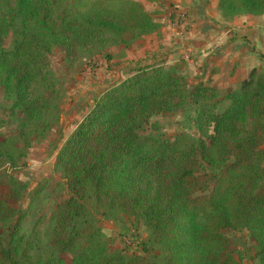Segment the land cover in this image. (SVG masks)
<instances>
[{
    "label": "trees",
    "instance_id": "trees-1",
    "mask_svg": "<svg viewBox=\"0 0 264 264\" xmlns=\"http://www.w3.org/2000/svg\"><path fill=\"white\" fill-rule=\"evenodd\" d=\"M0 8V88L14 95L17 126L16 136L0 139V159L10 164L15 145L28 147L57 118L61 97L47 61L54 48L67 59L92 56L159 30L128 0H0ZM218 10L226 20L264 15V0H219ZM256 72L222 101L213 87L189 90L181 72L157 65L106 90L57 155V187L68 199L54 218L50 250L33 257L23 217L0 190V264H150L112 250L89 220L91 205L141 221L163 264H241L229 230H246L264 264V71ZM185 103L195 107L189 120L198 139L179 145L140 134L150 118ZM9 199L18 193L11 189Z\"/></svg>",
    "mask_w": 264,
    "mask_h": 264
},
{
    "label": "rangeland",
    "instance_id": "rangeland-1",
    "mask_svg": "<svg viewBox=\"0 0 264 264\" xmlns=\"http://www.w3.org/2000/svg\"><path fill=\"white\" fill-rule=\"evenodd\" d=\"M187 20L186 17H175L177 27L172 36L178 39L184 36L189 28ZM150 35L141 38L126 36L124 43L107 46L92 56L67 59L64 51L58 48L47 55L61 97L57 118L42 138L33 139L28 147L21 144L14 146L13 164L0 159V190L7 206L16 212L17 217H23L21 232L31 241L33 257L41 251L50 250L49 237L54 218L58 207L68 199L67 192H61L57 187L63 181V172L57 165L59 150L102 93L123 82L135 71L157 65L181 72L186 77L189 90L200 85L208 86L206 81L209 77L213 72L220 71V77L214 78L213 88L222 101L227 92L248 78L251 71L256 70L257 74L264 71V68L252 69V64L248 63L242 72L237 61H228L220 68L199 66L200 62L194 61L197 54L179 52L173 46L164 45L163 39L160 45L150 44L147 42ZM12 41V34H9L4 40V48L10 50ZM239 45H246V41L239 42ZM167 49L171 50L167 52ZM13 101L14 95L6 94L0 88V139L17 135V126L12 123L9 114ZM226 105L222 102L223 108ZM194 108L185 103L175 111L153 116L142 127L140 134L160 137L179 145L196 140L199 135L189 120L194 117ZM11 189L18 193L16 201L9 199ZM89 210L90 222L100 230L112 250L128 257H143L150 264H163L162 250L151 242L150 232L141 221L116 211H102L94 205ZM14 222L16 218L11 225ZM226 235L233 241L231 254L234 258L241 264H259L255 257L256 245L246 230H229ZM63 258L69 261L68 256Z\"/></svg>",
    "mask_w": 264,
    "mask_h": 264
},
{
    "label": "crops",
    "instance_id": "crops-1",
    "mask_svg": "<svg viewBox=\"0 0 264 264\" xmlns=\"http://www.w3.org/2000/svg\"><path fill=\"white\" fill-rule=\"evenodd\" d=\"M128 1L139 3L159 25L156 33L147 36L150 44L160 45L163 39L164 45L173 46L179 52L197 54L194 61L200 62L199 66L220 68L228 61H237L242 72L248 63L252 64V69L264 68V15L226 20L218 10L217 0ZM177 16L186 17L189 24L187 32L179 39L172 36ZM242 41H246V45H239ZM218 73L220 71L213 72L209 77L208 86L214 87V78L220 77Z\"/></svg>",
    "mask_w": 264,
    "mask_h": 264
}]
</instances>
